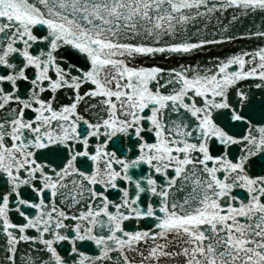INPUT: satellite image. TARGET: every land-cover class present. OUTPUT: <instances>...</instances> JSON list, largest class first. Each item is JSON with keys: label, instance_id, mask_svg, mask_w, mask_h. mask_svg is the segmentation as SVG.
Here are the masks:
<instances>
[{"label": "water", "instance_id": "water-1", "mask_svg": "<svg viewBox=\"0 0 264 264\" xmlns=\"http://www.w3.org/2000/svg\"><path fill=\"white\" fill-rule=\"evenodd\" d=\"M0 264H264V0H0Z\"/></svg>", "mask_w": 264, "mask_h": 264}]
</instances>
